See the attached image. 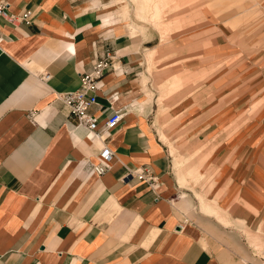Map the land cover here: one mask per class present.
Listing matches in <instances>:
<instances>
[{
  "label": "crops",
  "instance_id": "1",
  "mask_svg": "<svg viewBox=\"0 0 264 264\" xmlns=\"http://www.w3.org/2000/svg\"><path fill=\"white\" fill-rule=\"evenodd\" d=\"M0 3L16 16L33 13L30 25L0 17V264H264V141L225 137L208 160L213 170H200L206 185L188 186L199 170L177 178L148 96L152 40L121 33L119 0ZM108 49L128 72H106L89 114L100 127L115 112L125 117L105 141L112 169L97 176L88 169L103 143L58 96L78 90ZM233 113L193 131L211 137ZM139 169L154 181L122 182Z\"/></svg>",
  "mask_w": 264,
  "mask_h": 264
},
{
  "label": "rangeland",
  "instance_id": "2",
  "mask_svg": "<svg viewBox=\"0 0 264 264\" xmlns=\"http://www.w3.org/2000/svg\"><path fill=\"white\" fill-rule=\"evenodd\" d=\"M119 1L127 19L118 22L121 33L139 43L152 40L147 44L152 50L145 52L152 79L148 96L158 110L155 124L176 176L198 168L199 177L188 186H205L200 170H213L208 160L225 137L236 141L243 133L254 146L264 141V0ZM136 11L146 13V20ZM234 107L237 114L211 137L208 131L194 133L197 125L206 130Z\"/></svg>",
  "mask_w": 264,
  "mask_h": 264
},
{
  "label": "built area",
  "instance_id": "3",
  "mask_svg": "<svg viewBox=\"0 0 264 264\" xmlns=\"http://www.w3.org/2000/svg\"><path fill=\"white\" fill-rule=\"evenodd\" d=\"M0 17H9L12 21L28 25L33 23L32 12L26 11L16 16L10 14L8 5L3 3H0ZM108 70L120 75L128 72L118 62L117 53L113 49H108L105 56L94 62L91 70L81 76V86L78 90L66 92L58 96L59 100L69 108L70 118L77 121L78 126L84 127L89 132L91 139L99 140L103 143L98 156V163L90 165L88 169L89 175L103 176L112 169L113 152L107 147L105 141L119 127L125 117L124 112H115L109 117L103 127H100L98 119L89 114V109L97 104L100 82ZM45 78L49 79L50 75H46ZM31 116L35 117V113H31ZM132 179H140L150 183L154 181L153 176L145 169L129 173L122 179V182L125 183Z\"/></svg>",
  "mask_w": 264,
  "mask_h": 264
}]
</instances>
